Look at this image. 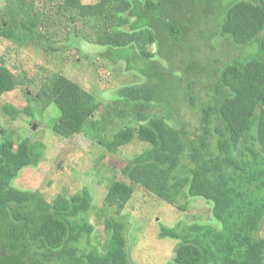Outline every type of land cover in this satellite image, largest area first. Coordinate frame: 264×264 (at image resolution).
<instances>
[{"label":"trees","instance_id":"obj_1","mask_svg":"<svg viewBox=\"0 0 264 264\" xmlns=\"http://www.w3.org/2000/svg\"><path fill=\"white\" fill-rule=\"evenodd\" d=\"M40 1L56 6L68 36L86 42L92 37L90 43L105 48L102 56L111 64L125 62L128 71L146 78L118 90L98 121L101 102L94 94L63 75L49 76L36 97L26 96L37 103L38 114L51 104L59 109L54 136L95 140L113 120L132 117L134 125L110 140L100 138L113 154L136 139L149 145L125 165L124 177L182 211L181 198L212 204V223L161 227V239L178 243L168 264H264V0H9L6 15L0 14V36L45 47L55 23L43 22ZM78 23L89 25L88 38ZM224 44L241 53L223 60ZM257 46L255 58L250 53ZM174 53L185 54L183 70L171 65ZM157 57L162 60L151 61ZM169 59L168 70L162 69ZM176 71L182 72L178 87L188 82V102L198 113L194 129L185 122L179 126L172 115L167 92ZM16 87L0 62V97ZM160 108L164 114L156 113ZM3 111L13 120L20 114L9 104ZM25 111L37 118L33 107ZM43 157L44 145L29 137L0 141V264H135L127 217L120 216L133 186L111 183L104 207L115 215L107 213L108 237L100 250L88 221L89 188L49 201L39 190L14 185L23 170L38 169Z\"/></svg>","mask_w":264,"mask_h":264},{"label":"rangeland","instance_id":"obj_2","mask_svg":"<svg viewBox=\"0 0 264 264\" xmlns=\"http://www.w3.org/2000/svg\"><path fill=\"white\" fill-rule=\"evenodd\" d=\"M8 1L0 0L1 15H6L4 9ZM97 1L82 0L87 4ZM38 5L43 13V22L55 23L51 32L47 33L45 47L37 48L32 42L18 44L0 36V62L12 72L17 81L15 90L0 97V141L18 143L29 137L44 145V157L38 169L23 170L14 185L21 189L39 190L49 201H53L59 194L72 197L83 188H89L93 204L88 221L96 228L92 243L103 250L108 237L104 229L107 213L115 215V209L108 210L104 207V198L113 181L126 182L133 186L134 193L120 216L127 217L126 237L131 260L135 264H168L175 257L178 243L169 238L161 239V227H173L179 222L185 225L212 223V204L201 198L190 201L181 198L178 205L186 206V210L182 211L124 177L122 170L125 165L149 145L136 139L113 154L103 147L100 138L110 140L125 125H134L132 117L113 120L108 129L95 140L85 134L75 135L70 139L54 136L52 126L60 116L59 109L51 104L46 111L38 114L39 106L35 101L30 102L26 96L36 97L43 81L49 76L63 75L94 94L101 102V108L94 117L98 121H102L104 109L118 90L133 84H143L146 78L136 71H128L125 62L114 65L105 59L102 56L105 48L90 43L93 39L88 38L91 35L89 25L78 23L75 26L88 38V42L73 34L68 36L69 29L57 13L56 6L44 1H40ZM222 48L226 54L222 56L223 60L241 53L239 50L235 51L231 44H224ZM150 51L155 52V47L151 46ZM202 51L203 49H199L198 53ZM122 52L129 55V58H134L130 50ZM182 55L185 54L174 53L171 65L185 68L188 62H182ZM250 55L258 57V46ZM154 60L162 59H151ZM169 62L170 59L162 61L161 68L168 70L164 64ZM181 75V71L170 74L167 98L172 100V115L179 126L180 122H185L194 129L198 125V113L188 102V82L182 80L183 84L179 87L177 85ZM6 104L20 111L16 119L13 120L11 115L3 111ZM29 106L33 107V114L37 118L25 111ZM156 113L164 114V109L160 108Z\"/></svg>","mask_w":264,"mask_h":264}]
</instances>
